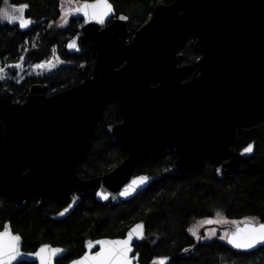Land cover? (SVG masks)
<instances>
[{
  "label": "water",
  "instance_id": "95a60500",
  "mask_svg": "<svg viewBox=\"0 0 264 264\" xmlns=\"http://www.w3.org/2000/svg\"><path fill=\"white\" fill-rule=\"evenodd\" d=\"M80 15L81 27L66 49L89 56L81 83L52 95H47L48 84L34 83L24 100L16 101L11 91L0 93V186L15 208L36 197L43 204L48 198L67 201L72 195L64 207L70 213L96 183L97 201L128 200L153 179L136 173L137 165L168 149L176 154L169 173L197 170L213 159L219 162L217 177L233 175L242 159L253 153L244 152L252 143L238 151L232 148L237 131L251 134L264 117V0L157 2L150 19L131 39L128 19H119L124 14L113 17V12L104 24L85 23ZM192 35L203 38L199 42L203 56L179 66L177 50ZM72 42L76 47L70 49ZM112 100L121 120L106 128L123 143L127 155L111 171L86 178L77 167ZM140 176L148 181L130 196H121ZM259 223L264 221H244L228 233ZM6 224L13 232L8 221L0 231ZM137 224L143 225L145 234L144 223L136 222L122 237L87 239L80 256L89 251L88 240L125 239ZM138 240L134 236L131 264H143L135 253ZM22 243L21 239L22 253H35L42 245L65 249L47 243L25 251ZM99 249L95 245L91 252ZM160 258H168V264L171 256L154 257L147 264H160ZM20 262L39 264L27 255Z\"/></svg>",
  "mask_w": 264,
  "mask_h": 264
},
{
  "label": "trees",
  "instance_id": "16d2710c",
  "mask_svg": "<svg viewBox=\"0 0 264 264\" xmlns=\"http://www.w3.org/2000/svg\"><path fill=\"white\" fill-rule=\"evenodd\" d=\"M172 1L110 0L113 16L128 17L129 38L149 20L155 3ZM2 3L0 0V7ZM9 4H28L24 15L32 23L21 28L18 23L0 22V65L22 62L30 66L52 57L57 65L45 72L22 75L10 69L0 80V93L11 91L16 101L24 100L28 87L34 83L48 84V95L78 84L89 57L69 53L66 42L78 31L81 16H70L66 25L60 27L56 25L61 14L59 0H9ZM181 52L182 59L190 61L198 50L188 42ZM119 120L117 103L112 100L77 172L96 177L111 171L126 157L123 143L114 140L106 128ZM249 143L253 144V153L242 159L233 175L221 178L216 176L217 160H207L197 170L177 174L167 171L175 159L173 151L148 157L137 165L135 172L153 179L136 195L115 204L102 203L95 199V184L65 216L59 215L65 203L57 198H49L43 204L32 199L15 208V202L0 186V229L8 221L13 232L22 237L25 251L45 243L64 247V258L55 260V264H66L80 256L87 239L122 237L139 221L144 223L145 234L134 246L143 264L158 256H171L168 264H264V245L250 251L237 250L219 237L197 242L189 233L193 221L213 216L215 211L230 220L264 221V117L251 134L239 129L232 148L238 151Z\"/></svg>",
  "mask_w": 264,
  "mask_h": 264
},
{
  "label": "snow or ice",
  "instance_id": "6c2138e0",
  "mask_svg": "<svg viewBox=\"0 0 264 264\" xmlns=\"http://www.w3.org/2000/svg\"><path fill=\"white\" fill-rule=\"evenodd\" d=\"M62 0L61 11L64 12L65 16L73 14H82L84 22H96L104 24L107 17L113 14L114 8L110 3V0H95V2H87L84 0L82 4L77 7L64 9ZM70 4L72 0H67ZM6 7H0V20H7L9 23H18L21 28H25L31 25L32 21L25 17V10L29 8L28 4H9V0H3ZM121 20L128 19L127 16L121 15ZM67 23V20H64ZM63 26V25H62ZM68 47L73 49L76 47L75 43H69ZM23 59V57H21ZM21 65L17 64L15 67L19 68ZM35 67H43V64L35 65ZM5 79V69L0 67V80ZM253 151V145H248L244 149L245 153H251ZM148 181V177L140 176L133 179L131 184L126 186L120 193L121 196L128 197L137 190L139 186L144 185ZM104 199H108V195L103 196ZM71 207V205L69 206ZM69 209L65 208L60 213L64 216L68 213ZM213 221H208L212 223ZM233 223H236L233 221ZM143 228L142 224H137L131 231L128 232L127 238L125 239H99V240H88L86 247L89 251H86L82 256H79L70 261V264H131L129 254L133 251L132 242L134 236L137 239H143L144 234L141 231ZM193 235H197L193 233ZM215 235V232H212ZM199 238V237H198ZM21 239L22 237L15 234L10 230L9 225H5L4 229L0 231V264H17V261L22 256H33L38 260L39 264H54L57 259H63L66 253L65 249L59 247H52L50 245H42L35 253H22L21 252ZM220 239L226 240L228 244H231L235 249L238 250H250L258 245H264V223L257 225H248L244 228H237L232 233H225ZM99 245V251L95 253L91 252V249ZM189 249H184L187 252ZM138 255V253H137ZM168 258H160V264H167Z\"/></svg>",
  "mask_w": 264,
  "mask_h": 264
},
{
  "label": "rangeland",
  "instance_id": "374dc122",
  "mask_svg": "<svg viewBox=\"0 0 264 264\" xmlns=\"http://www.w3.org/2000/svg\"><path fill=\"white\" fill-rule=\"evenodd\" d=\"M60 2V11H61V4L62 0H59ZM80 4L79 1L72 0V2L69 4L67 0L63 3V7L65 10L69 8H75ZM1 7H6L4 3H2ZM76 15V14H73ZM72 15L65 16L64 12L61 11L59 19L56 21V25L63 27L66 24L64 23V20H68V18ZM7 21V20H0V22ZM63 25V26H62ZM20 64L21 66L19 68L15 67V65ZM43 64V67L37 68L35 65ZM57 65V60H54L52 57L51 59L39 62L37 64H33L30 66H24L22 62H17L13 64H8L6 66L0 65V67H3L5 69V76L10 73V69L16 70L18 74H29V73H40L45 72L51 69ZM208 221H213L212 223H208ZM235 221L236 223H233ZM244 221H252V222H258L254 218H244L240 220H230L227 219L220 211H215V214L210 217L202 218L193 221L189 226V233L195 238V240L198 241H204L209 240L214 237H221L224 236L225 233H228L229 229L231 227H235L239 225L240 223ZM215 232V235H212V232ZM193 233H196L197 235H193ZM199 237V238H198Z\"/></svg>",
  "mask_w": 264,
  "mask_h": 264
},
{
  "label": "flooded vegetation",
  "instance_id": "af4514ba",
  "mask_svg": "<svg viewBox=\"0 0 264 264\" xmlns=\"http://www.w3.org/2000/svg\"><path fill=\"white\" fill-rule=\"evenodd\" d=\"M87 1H90V0H87ZM80 3L82 2V1H79ZM153 11V10H152ZM76 15H80L79 13H77ZM81 16V15H80ZM113 17H116V16H113ZM151 17V16H150ZM70 18V17H69ZM68 18V19H69ZM81 18H82V16H81ZM150 19V18H149ZM83 20V19H82ZM81 24H82V21H81ZM144 25V24H143ZM80 27H81V25H80ZM80 27H79V29H80ZM78 29V30H79ZM75 35V34H74ZM130 37V36H129ZM71 38V37H70ZM69 38V39H70ZM68 39V40H69ZM129 39H131V38H129ZM201 40H203V38L202 37H200V36H198V35H192L191 37H189V38H187L186 40H185V42L178 48V50H177V55L179 56V58H178V61H177V64L179 65V66H182V65H188V64H192V63H194V62H197L202 56H203V52L201 51V49H200V41ZM192 43L196 48H197V50H198V53H197V55H195V57L194 58H192L190 61H184L182 58H183V53L181 52V48H182V46L185 44V43ZM67 43V42H66ZM67 50V49H66ZM89 57V56H88ZM88 62H89V60H88ZM87 62V63H88ZM86 64V63H85ZM84 64V65H85ZM83 65V66H84ZM193 73L195 74V72L193 71ZM193 73H191V74H189L188 76H186L185 78H184V80H188V79H190L191 77H192V75H193ZM197 75H199V72H196V74H195V76H197ZM83 80V79H82ZM81 80V81H82ZM81 81L79 82V83H81ZM78 83V84H79ZM78 84H76V85H78ZM75 85V86H76ZM72 87H74V86H72ZM71 88V87H70ZM68 89V88H67ZM47 91H48V89H47ZM52 94H54V93H52ZM51 94V95H52ZM48 95V94H47ZM120 120H121V117H120ZM120 120L118 121V122H120ZM118 122H116V123H118ZM113 124H115V123H113ZM109 125H111V124H109ZM99 126V125H98ZM108 126V125H107ZM98 129V128H97ZM97 131V130H96ZM168 150H170V151H173L174 152V154H175V151L172 149H168ZM168 150H166V151H168ZM165 151V152H166ZM161 155V154H160ZM175 159H176V154H175ZM174 159V160H175ZM86 178H91V177H86ZM93 178V177H92ZM97 184V187H96V189L98 188V183H96ZM95 185V184H94ZM93 185V186H94ZM93 186H91L90 188H92ZM89 188V189H90ZM96 191V190H95ZM34 199H36L37 200V203L39 204V198H34ZM49 199V198H48ZM47 199V200H48ZM58 199V198H57ZM72 199V195L70 196V198L67 200V201H63L64 203H65V206L68 204V202L70 201ZM46 200V201H47ZM60 200V199H59ZM62 201V200H61ZM64 206V207H65ZM64 207H63V209H64ZM62 209V210H63ZM61 210V211H62ZM60 211V212H61ZM60 212H59V215H60ZM61 216V215H60ZM45 244H47V243H45ZM31 264H33V263H31Z\"/></svg>",
  "mask_w": 264,
  "mask_h": 264
}]
</instances>
